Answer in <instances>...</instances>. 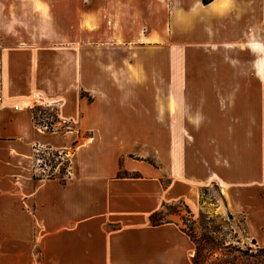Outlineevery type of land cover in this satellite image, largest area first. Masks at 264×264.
I'll return each mask as SVG.
<instances>
[{"label":"crops","instance_id":"crops-1","mask_svg":"<svg viewBox=\"0 0 264 264\" xmlns=\"http://www.w3.org/2000/svg\"><path fill=\"white\" fill-rule=\"evenodd\" d=\"M153 66L174 131L146 111ZM35 95L73 128L38 131ZM36 146L69 159L64 184L34 179ZM213 187L264 243V0H0V264H195L151 216Z\"/></svg>","mask_w":264,"mask_h":264},{"label":"rangeland","instance_id":"rangeland-1","mask_svg":"<svg viewBox=\"0 0 264 264\" xmlns=\"http://www.w3.org/2000/svg\"><path fill=\"white\" fill-rule=\"evenodd\" d=\"M151 54L152 59H160L162 57L161 52L153 51ZM166 54H168L170 63L171 60L174 61L173 59H176L177 57L176 51L173 50L166 51ZM126 56L127 54L120 51L114 55H112V53H106L102 58L111 63L114 59H124ZM134 57H146V54H136ZM161 69L162 68L160 66L152 67L153 108L152 110H146L147 113H149V116L148 114L147 116L151 117L154 129H156L161 128L162 122L165 123L164 119L162 121V117L166 118V114L168 113L170 131H174L177 127V99L173 98L172 95L173 93L176 95L177 89L176 86L172 84L173 78L171 76V66L168 67V84H166V78L161 77ZM232 102L233 106H235V100H228V103ZM248 105L250 107L255 106V99H249ZM166 106L168 108H166ZM142 112L144 113L145 110H142ZM185 112V124L187 125V123H190L189 120H191L192 110L186 109ZM188 128L191 129V125ZM170 139H172V136H170ZM48 150L49 152H53L51 149ZM52 158V153L51 155L46 154L40 156L35 154V160L33 163L37 176H47L49 174L60 176V170L64 168L66 160H59L56 158L55 161L51 162ZM37 159H41L42 162H38ZM58 160L59 163L57 164ZM149 161L154 162V160L151 159H149ZM193 214L196 223L193 225L186 222L188 228L192 227L197 236H202L204 233L210 234L218 244V247H216V253L211 252L206 254L208 264L216 263L218 261H223L225 262L224 264H248L249 261L246 254L253 255L258 249L264 248L263 242L258 240L253 241L254 238L248 234L244 216L230 215L227 213L223 197L216 187L210 188L206 190V192H202L201 207L200 209L193 211ZM177 215L181 217L184 216L185 219L188 217L185 209L181 206H172L164 210L165 219L176 220L179 221V223H182L181 217Z\"/></svg>","mask_w":264,"mask_h":264},{"label":"trees","instance_id":"trees-1","mask_svg":"<svg viewBox=\"0 0 264 264\" xmlns=\"http://www.w3.org/2000/svg\"><path fill=\"white\" fill-rule=\"evenodd\" d=\"M214 0H202L204 5H208L210 3H212ZM40 110H42L41 108H38L36 110V112H39ZM34 113V112H33ZM50 149V148H48ZM53 158L51 159V162L55 161L56 158H59V160L61 159L60 157L63 156L66 160V164L64 166V168H62L60 170V176L57 175H53V174H49L47 176H35L34 175V179L35 180H40V179H44V178H48V179H54V178H58L60 180V182L62 184L65 183V176L68 174V168L70 166V161L69 159L66 157L65 154L60 155L59 152L53 151ZM59 160L57 161V164L59 163ZM55 167V166H54ZM207 189L202 190V192H206ZM172 206H181L185 209L188 217L187 219L184 218V216H179L181 217V228L184 231V233H186V235L188 237H190V239L192 240V242L194 243L195 246V255H194V262L195 264H208L207 262V258H206V254L208 253H216V247H218V244L216 243L215 239L207 233L202 234V236H197V234L194 232V230L192 229V227L188 228V226L186 225V222L189 224H195L196 221L194 219V214L193 212L190 210V208L184 204L183 202H179L176 204H164L162 209L156 213H154L151 216V223L154 227L157 226H161L167 223H172L174 222V220H170V219H165L164 218V210H166L168 207H172ZM214 251V252H213ZM246 257L249 261L248 264H264V248L263 249H258L257 252L253 255H248L246 254ZM252 260V262H251ZM225 262L223 261H218L216 263H211V264H224ZM230 264V263H227Z\"/></svg>","mask_w":264,"mask_h":264},{"label":"built area","instance_id":"built-area-1","mask_svg":"<svg viewBox=\"0 0 264 264\" xmlns=\"http://www.w3.org/2000/svg\"><path fill=\"white\" fill-rule=\"evenodd\" d=\"M28 107L32 112V121L34 127L40 132H64L73 128L72 120L70 118H63L55 104L43 103L40 96L35 95L33 100L28 104ZM19 106H16L18 109ZM38 108H41L39 112H36ZM34 112V113H33ZM34 152L37 156L51 155L48 148L42 146H36ZM62 155V153H60ZM61 159H65L63 156ZM59 159V158H57ZM38 162H42L41 159H37Z\"/></svg>","mask_w":264,"mask_h":264}]
</instances>
